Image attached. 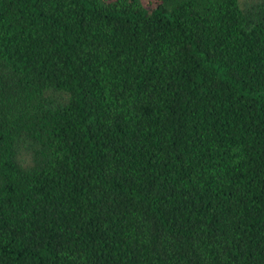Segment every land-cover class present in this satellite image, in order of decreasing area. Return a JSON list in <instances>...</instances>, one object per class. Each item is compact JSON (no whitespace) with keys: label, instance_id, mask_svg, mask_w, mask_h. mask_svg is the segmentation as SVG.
<instances>
[{"label":"trees","instance_id":"16d2710c","mask_svg":"<svg viewBox=\"0 0 264 264\" xmlns=\"http://www.w3.org/2000/svg\"><path fill=\"white\" fill-rule=\"evenodd\" d=\"M0 264H264V0H0Z\"/></svg>","mask_w":264,"mask_h":264}]
</instances>
